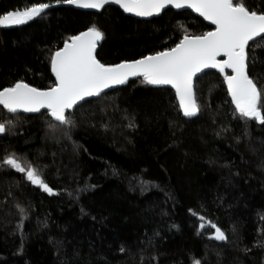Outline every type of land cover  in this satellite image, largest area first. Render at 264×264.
I'll return each mask as SVG.
<instances>
[{
	"label": "trees",
	"instance_id": "1",
	"mask_svg": "<svg viewBox=\"0 0 264 264\" xmlns=\"http://www.w3.org/2000/svg\"><path fill=\"white\" fill-rule=\"evenodd\" d=\"M32 3L58 4L0 0V14ZM93 25L105 34L97 59L106 64L210 29L187 10L137 19L115 6L96 13L55 5L25 24L0 27V89L21 79L51 87L52 53ZM250 55L249 75L264 87V48ZM194 84V118L182 116L170 88L138 78L69 111L71 139L51 135L46 110L0 107V122L11 121L0 136V160L15 153L54 191L0 168V264H264V125L239 116L221 73L206 71ZM209 221L227 241L213 238Z\"/></svg>",
	"mask_w": 264,
	"mask_h": 264
},
{
	"label": "snow or ice",
	"instance_id": "2",
	"mask_svg": "<svg viewBox=\"0 0 264 264\" xmlns=\"http://www.w3.org/2000/svg\"><path fill=\"white\" fill-rule=\"evenodd\" d=\"M56 3L96 10L115 3L124 12L139 17L158 15L169 6L177 9L187 7L210 21L215 28L201 35L185 34L174 47L142 55L139 59L106 64L97 59V46L104 40L105 34L95 25L90 26L86 31L70 36L62 48L52 53L53 86L42 90L21 79L0 90V105L9 113L15 114L20 110L38 113L46 109L47 116L51 117L48 122L51 135L56 137L60 132L71 139V129L76 125L68 114L69 110L86 97H99L105 89L124 85L130 78L141 77L146 85H170L174 88L183 115L194 117L200 112L194 79L205 69L214 68L224 75L228 94L239 116L264 125V87H258L249 75L250 63L256 61L250 51L254 53L256 48H264V0L257 9H250L245 0H56ZM49 7L47 3H32L23 10L0 14V27L25 24L40 17ZM257 37L259 42H255ZM250 41L254 42V46H250ZM221 56L224 59H218ZM226 69H230L231 74ZM9 123L11 121L0 122V134L7 132ZM128 126L134 127V124L130 122ZM4 167L25 174L32 185L49 195L54 194L41 171L15 153L0 160V168ZM16 207L23 215L25 209L19 205ZM192 214L197 215L196 212ZM199 219L203 221L205 217L200 216ZM208 223L215 229V240H228L224 231L211 221ZM258 246L264 248V242L258 243ZM125 251L122 246L120 252ZM193 264H201V261L194 259Z\"/></svg>",
	"mask_w": 264,
	"mask_h": 264
},
{
	"label": "water",
	"instance_id": "3",
	"mask_svg": "<svg viewBox=\"0 0 264 264\" xmlns=\"http://www.w3.org/2000/svg\"><path fill=\"white\" fill-rule=\"evenodd\" d=\"M55 5H63V6H69V7H72V8H75V9H78V10H83V11H90V12H96V13H99V12H101L102 11V9H100V10H96V9H83V8H78V7H76L75 5H70V4H66V3H59V4H53V5H50V7H53V6H55ZM107 6H115V7H117V8H119L124 14H126V15H128V16H131V17H134V18H137V19H151V18H153V17H158L159 15H161V13L162 12H164L165 10H167V9H172V10H174V11H185V10H187V11H190L191 13H194L195 15H197L199 18H201L207 25H209V27H210V29L208 30V31H212V30H214V28H215V25H212L211 24V22L210 21H207V20H205L202 16H200L197 12H195L193 9H191V8H187V7H185V8H180V9H177V8H174V7H172V6H169V7H167L166 9H164V10H162L158 15H153V16H149V17H139V16H136L135 14H133V13H127V12H124V10L118 5V4H115V3H111V4H108V5H105V7H107ZM49 7V8H50ZM87 29H84V30H82V31H86ZM82 31H80V32H82ZM208 31H206V32H208ZM80 32H78L77 34H75V35H78ZM199 35H201V34H199ZM259 37H257V38H255V40L256 39H258ZM251 42V41H250ZM249 42V43H250ZM175 46V45H174ZM173 46V47H174ZM63 47V44L61 45V47H59V48H62ZM148 55V54H147ZM136 59H139V58H136ZM218 59H224V57H218ZM132 60V59H131ZM122 62V61H121ZM118 63H120V62H118ZM116 64V63H115ZM206 71H216V72H218V73H220L217 69H214V68H208V69H205L204 70V72H206ZM50 72H51V75H52V78H53V81L55 82V76L53 75V73H52V71H51V64H50ZM204 72H202V73H204ZM226 72L228 73V74H231V70L230 69H226ZM202 73H199V74H197V77L199 76V75H201ZM223 75V74H222ZM138 78H141V77H134V78H130L129 79V81H131V80H134V79H138ZM196 79V78H195ZM194 79V80H195ZM54 85V84H53ZM52 85V86H53ZM125 85V84H124ZM124 85H115V86H112V87H110V88H108V89H105L102 93H101V95L102 94H104V93H107V92H109V91H112V90H114V89H116V88H118V87H121V86H124ZM226 85V84H225ZM32 86V85H31ZM150 86H152V85H150ZM34 87V86H33ZM152 87H168V88H170L173 92H174V94H175V98H176V101H177V104H178V106H179V100H178V98H177V96H176V92H175V89L174 88H172L170 85H162V86H152ZM45 89H47V88H45ZM226 89H227V85H226ZM0 90H2V89H0ZM42 90H44V89H42ZM227 92H228V90H227ZM229 95V94H228ZM229 97H230V99H231V96L229 95ZM96 98H98V97H96V96H93V97H86L85 98V100L84 101H86V100H89V99H96ZM83 101H80L79 103H78V105H80L81 103H82ZM77 105V106H78ZM234 105V104H233ZM76 106V107H77ZM235 106V105H234ZM0 107H2L3 108V106L2 105H0ZM75 107V108H76ZM74 108V109H75ZM4 109V108H3ZM74 109H71V110H69V111H73ZM179 109H180V106H179ZM4 110H6V109H4ZM42 110H46V109H41L40 111H42ZM7 111V110H6ZM47 111V110H46ZM68 111V112H69ZM180 111H181V114H182V116L184 117V118H186V119H190V118H194V117H185L184 115H183V112H182V110L180 109ZM17 113H24V114H27V115H34V114H37V113H28V112H23L22 110H20V111H18ZM39 113V112H38ZM3 134H0V136H2Z\"/></svg>",
	"mask_w": 264,
	"mask_h": 264
},
{
	"label": "rangeland",
	"instance_id": "4",
	"mask_svg": "<svg viewBox=\"0 0 264 264\" xmlns=\"http://www.w3.org/2000/svg\"><path fill=\"white\" fill-rule=\"evenodd\" d=\"M193 264V263H192Z\"/></svg>",
	"mask_w": 264,
	"mask_h": 264
}]
</instances>
